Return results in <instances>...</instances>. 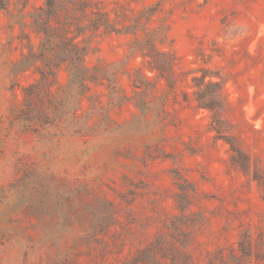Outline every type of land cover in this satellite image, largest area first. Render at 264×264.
<instances>
[{"label": "rangeland", "instance_id": "1", "mask_svg": "<svg viewBox=\"0 0 264 264\" xmlns=\"http://www.w3.org/2000/svg\"><path fill=\"white\" fill-rule=\"evenodd\" d=\"M42 2L29 0V8ZM156 2L177 57L175 88L130 55L131 35H99L86 62L122 63L119 83L131 99L113 105L106 88L93 85L104 105L85 100L78 128L50 140L10 117L11 87L20 98L19 85L35 76L10 73L20 48L0 10V264H121L177 212L174 169L199 191L192 209L204 220L194 264L236 245L243 229L262 234L264 251V0H114L108 7L131 20ZM199 69L222 83V131L249 155L250 173L230 163L228 145L208 129L212 113L196 105L190 72ZM65 76L60 71V82Z\"/></svg>", "mask_w": 264, "mask_h": 264}, {"label": "trees", "instance_id": "2", "mask_svg": "<svg viewBox=\"0 0 264 264\" xmlns=\"http://www.w3.org/2000/svg\"><path fill=\"white\" fill-rule=\"evenodd\" d=\"M112 1L43 0L41 5L29 8V0H0L10 40H16L20 48L19 56L11 63L10 73L16 79L26 72L35 76L33 82L19 85L20 98L16 87H11L14 100L9 109L10 117L23 131L50 140L78 128L74 126L80 118L79 110L85 107V100L91 105L96 102L104 105L100 97L91 92L93 85L106 88L105 95L113 105L131 99L119 83L122 63L87 64L92 41L99 35H131L130 55H140L144 66L163 79L169 89L175 88L177 57L169 37V22L158 16L161 4L156 2L144 7L130 20L124 10L108 7ZM155 20L157 23L151 25ZM140 70H137L139 76L150 83ZM60 71L66 73L64 82L59 80ZM197 71L200 73L196 74ZM190 74L196 105L212 113L208 129L215 131V136L228 145L230 163L250 173L251 158L235 137L224 135L222 131L219 118L224 108L221 81L214 80L216 73L206 69ZM82 126L89 127L87 119ZM172 176L177 212L166 219L164 228L151 241L121 264H194L191 247L204 220L202 213L192 209L199 191L179 170L174 169ZM254 261L264 263L262 234L255 237L250 229H243L236 245L208 253L205 264H252Z\"/></svg>", "mask_w": 264, "mask_h": 264}]
</instances>
